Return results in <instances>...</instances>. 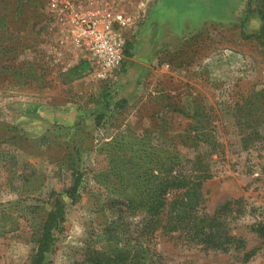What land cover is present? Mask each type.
Instances as JSON below:
<instances>
[{
  "label": "rangeland",
  "instance_id": "obj_1",
  "mask_svg": "<svg viewBox=\"0 0 264 264\" xmlns=\"http://www.w3.org/2000/svg\"><path fill=\"white\" fill-rule=\"evenodd\" d=\"M89 1L104 5V0ZM246 1L164 0L149 19L159 34L143 39L138 32L151 0L146 6L143 0L117 1L113 7L133 18L122 31L124 51L130 46L126 58L106 74L88 63L90 69L74 82L64 73L88 62L87 55L72 46L50 0H41L38 24L32 16L21 28L0 26V47L7 44V32L19 31L12 42L23 49L9 56L16 67L49 66L35 71L40 80L19 85L0 71V264H27L33 215L49 209L50 194L70 186L74 164L81 184L76 198L64 201L65 220L45 264H83L85 246L108 252L103 231L115 218L112 202L133 197L140 182L136 176L147 167L145 157L167 150L177 151L187 165L196 154L206 156L213 177L202 186L203 211L212 214L226 202L239 201L229 227L244 246L223 254L157 234L154 249L162 263L264 264V243L249 230L264 218V108L253 113L260 136L246 149L240 144L245 133L235 125L240 116L232 110L249 96L254 102L260 92L257 100L264 104V50L250 37L260 21L252 15L241 24ZM5 12L11 10L0 4V14ZM28 12L33 14V6ZM36 33L41 50L29 51L26 42ZM5 57L0 54V69L6 67ZM193 106L213 119L221 153L179 142L191 126L174 109ZM76 146L80 152L75 154ZM250 250L255 255L243 263Z\"/></svg>",
  "mask_w": 264,
  "mask_h": 264
},
{
  "label": "trees",
  "instance_id": "obj_2",
  "mask_svg": "<svg viewBox=\"0 0 264 264\" xmlns=\"http://www.w3.org/2000/svg\"><path fill=\"white\" fill-rule=\"evenodd\" d=\"M40 3L41 0H0V4L11 10V12L0 14V26H5L4 28L9 30L10 25L15 23L17 28H21L31 22L32 16L33 24H38L42 19ZM257 3L259 5L254 8ZM29 6H33V14L32 12L29 14ZM252 15L260 21V28L250 37L256 40L264 50V0L246 1V11L241 24L243 25ZM18 32L17 30L16 35L13 36L7 32L4 38L7 44L2 43L0 47L1 56H6L4 61L6 67H2L0 71L4 77L15 81L14 85H19L24 80L25 82L30 79L40 80L38 77L34 78L35 71L43 72L49 67L45 64L33 67L26 63L16 67L12 63L9 56L13 51L23 49V45L17 46L12 42L15 36V40L17 39ZM38 40V33H36L30 41L26 42L27 49L41 50L38 49ZM129 49L130 46L127 45L124 51L125 58ZM89 69L88 62L83 61L64 73L65 80L74 82ZM262 96V92L257 93L254 102L249 96L232 107L234 114L240 116L235 121V125H238L245 133L240 140L241 147L244 149L249 143L259 139L261 125L254 124L256 121L253 113L255 111L262 113L264 104L260 105L257 100ZM199 110L201 109L196 106L188 110L174 109V112L188 118L191 126L184 136L179 137V142L183 145L188 144L195 150L206 147L210 153H221V146L213 131V119L206 114L205 110L200 116ZM28 112L34 113L35 109ZM79 150L77 146L72 148L75 154L80 152ZM178 155L179 153L175 150H167L159 156H156V152L153 151L148 154L149 157H145L144 164H147V167L144 172L136 176L140 182L135 184L136 192L133 197H121L112 202V207L116 209L115 218L109 221L103 231L109 251L101 252L85 246L82 249L83 264H163L161 257L154 249V239L157 234L165 237L176 235L186 244L198 246L203 251L227 254L231 249L243 248L244 242L232 235L229 227L230 217L235 214V206L239 204V201L226 202L212 214L204 213L202 186L213 177L211 168L204 163L206 156L196 154L190 160L191 162H187L189 164L187 165L179 159ZM142 159L144 160V156ZM70 171V186L61 194H50L49 209L41 210L38 215L36 212L38 209H36L33 215L36 223L30 228L28 236L32 247L27 264H45L48 255L53 252L57 234L65 220L64 201L65 199L74 200L81 184L82 174L79 167L74 164ZM129 218H135L137 221L134 220V224L130 223ZM249 230L264 243V218L253 223ZM254 255L255 250L246 252L242 262L247 263Z\"/></svg>",
  "mask_w": 264,
  "mask_h": 264
},
{
  "label": "built area",
  "instance_id": "obj_3",
  "mask_svg": "<svg viewBox=\"0 0 264 264\" xmlns=\"http://www.w3.org/2000/svg\"><path fill=\"white\" fill-rule=\"evenodd\" d=\"M117 1L120 2L104 0L103 7L97 8L89 0H50L72 46L84 50L88 63L103 74L121 67L124 60L122 31L133 22L132 17L113 7ZM143 1L144 5L149 2Z\"/></svg>",
  "mask_w": 264,
  "mask_h": 264
},
{
  "label": "crops",
  "instance_id": "obj_4",
  "mask_svg": "<svg viewBox=\"0 0 264 264\" xmlns=\"http://www.w3.org/2000/svg\"><path fill=\"white\" fill-rule=\"evenodd\" d=\"M163 1L164 0H153V1L151 0L150 7L149 8L147 7V11H146V19H145L146 23L144 24V27L138 32L139 38H141V39H143L144 37L146 38V36L150 35V33H155L157 35L159 34V32H160L159 29L155 28V26H153V24H152L153 22L150 23L151 21H149V19L152 20V18H153V14H152L153 10L152 9L158 5H161V3ZM148 21L150 23V26H149V24H147ZM158 38H159L158 36L155 37V39H158ZM133 67L136 68L137 64H134Z\"/></svg>",
  "mask_w": 264,
  "mask_h": 264
}]
</instances>
